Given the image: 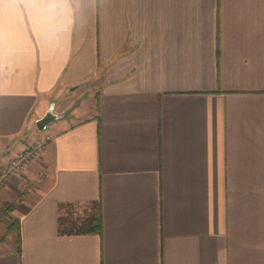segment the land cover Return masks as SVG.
<instances>
[{
  "label": "crops",
  "instance_id": "1",
  "mask_svg": "<svg viewBox=\"0 0 264 264\" xmlns=\"http://www.w3.org/2000/svg\"><path fill=\"white\" fill-rule=\"evenodd\" d=\"M47 133L0 264H264V0H0V167Z\"/></svg>",
  "mask_w": 264,
  "mask_h": 264
},
{
  "label": "trees",
  "instance_id": "2",
  "mask_svg": "<svg viewBox=\"0 0 264 264\" xmlns=\"http://www.w3.org/2000/svg\"><path fill=\"white\" fill-rule=\"evenodd\" d=\"M64 211L58 216V232L59 233H98L102 231V220H101V208L100 202H92L85 213L84 217L78 220L72 219L71 211L72 204H63ZM11 202L5 203L0 208V222L8 217V213L11 210ZM75 220V221H74ZM16 232V241L18 242V223L16 220L10 221L6 225V233L11 231Z\"/></svg>",
  "mask_w": 264,
  "mask_h": 264
},
{
  "label": "built area",
  "instance_id": "3",
  "mask_svg": "<svg viewBox=\"0 0 264 264\" xmlns=\"http://www.w3.org/2000/svg\"><path fill=\"white\" fill-rule=\"evenodd\" d=\"M50 133L29 142L24 148L12 155L6 163L0 167V186L13 175L21 172L25 165L32 159L45 153Z\"/></svg>",
  "mask_w": 264,
  "mask_h": 264
},
{
  "label": "water",
  "instance_id": "4",
  "mask_svg": "<svg viewBox=\"0 0 264 264\" xmlns=\"http://www.w3.org/2000/svg\"><path fill=\"white\" fill-rule=\"evenodd\" d=\"M62 117L60 114L54 112V103L51 102L45 113L36 120V128L38 130L45 129L53 120Z\"/></svg>",
  "mask_w": 264,
  "mask_h": 264
},
{
  "label": "rangeland",
  "instance_id": "5",
  "mask_svg": "<svg viewBox=\"0 0 264 264\" xmlns=\"http://www.w3.org/2000/svg\"><path fill=\"white\" fill-rule=\"evenodd\" d=\"M85 102L87 104L89 103V101H85ZM52 126L54 127V125H52ZM50 128H52V127H50ZM12 203H13V201H11V204ZM70 211H71L70 213H71L72 219L78 220L79 218L84 217L85 213L88 211V208H83L82 206H79V207L78 206H75V207L73 206V208H71Z\"/></svg>",
  "mask_w": 264,
  "mask_h": 264
}]
</instances>
